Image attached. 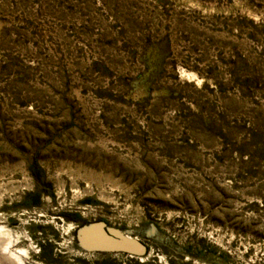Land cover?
Masks as SVG:
<instances>
[{
  "label": "rangeland",
  "instance_id": "374dc122",
  "mask_svg": "<svg viewBox=\"0 0 264 264\" xmlns=\"http://www.w3.org/2000/svg\"><path fill=\"white\" fill-rule=\"evenodd\" d=\"M7 244L264 264V0H0Z\"/></svg>",
  "mask_w": 264,
  "mask_h": 264
},
{
  "label": "bare ground",
  "instance_id": "6f19581e",
  "mask_svg": "<svg viewBox=\"0 0 264 264\" xmlns=\"http://www.w3.org/2000/svg\"><path fill=\"white\" fill-rule=\"evenodd\" d=\"M10 235V234H9ZM9 246H8V244L5 246V252L4 253H6L7 252V259H10L11 261H13L12 262V264H26L23 260H22V258L19 256V255H17L16 253H14V252H12L11 250H9V248H8ZM6 255V254H5ZM10 261V262H11Z\"/></svg>",
  "mask_w": 264,
  "mask_h": 264
}]
</instances>
